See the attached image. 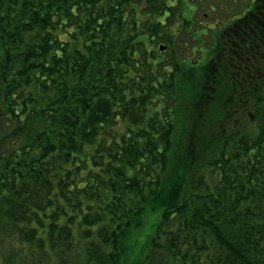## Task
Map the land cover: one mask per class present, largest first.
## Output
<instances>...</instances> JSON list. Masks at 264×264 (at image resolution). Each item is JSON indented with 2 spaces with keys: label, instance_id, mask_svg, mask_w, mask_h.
Segmentation results:
<instances>
[{
  "label": "trees",
  "instance_id": "obj_1",
  "mask_svg": "<svg viewBox=\"0 0 264 264\" xmlns=\"http://www.w3.org/2000/svg\"><path fill=\"white\" fill-rule=\"evenodd\" d=\"M226 1L0 0V264H126L159 192L131 264H264V0Z\"/></svg>",
  "mask_w": 264,
  "mask_h": 264
},
{
  "label": "rangeland",
  "instance_id": "obj_2",
  "mask_svg": "<svg viewBox=\"0 0 264 264\" xmlns=\"http://www.w3.org/2000/svg\"><path fill=\"white\" fill-rule=\"evenodd\" d=\"M226 0H224L225 2ZM227 2V1H226ZM246 2V0L244 1ZM211 3H215V0H211ZM228 3V4H227ZM225 6L230 8L228 10V13H224L222 10L223 7H220L222 9H214L212 7H209L203 3L202 7L195 13V23L190 27V32L194 31L196 34V38L200 37L201 35H204L206 28H212L214 27V24L221 25L222 21L227 18L230 19L233 17V13L235 11H240L243 6H238V7H233V4L230 2H227ZM229 5V6H228ZM233 8V9H232ZM224 14V15H223ZM220 19V22L217 21ZM217 22V23H216ZM206 34L208 37L206 41L209 44L210 39L209 37L211 36L212 32L207 31ZM194 36H190V43L192 44V41L194 42L193 38ZM162 45L165 46L164 43H161ZM197 51H199L200 54H205V51L207 50L206 45L198 43L196 46ZM187 54V52H185ZM179 168V167H178ZM180 170V168H179ZM179 170H174L173 172L169 173L167 175V178L165 180L166 184H169L171 186H174V183L178 182L177 179H179L182 176V172ZM173 188V187H172ZM177 191H172L171 196L174 198L176 196ZM170 193V192H169ZM167 192L161 193L154 198V201L142 212V215L140 216V227L136 230V235H132L131 241L127 244V247H132L130 252H133L130 256H127L129 259H126V264H131V261L133 262L136 259H139L143 256L145 253L146 247L148 245V240L149 237L151 236V232L154 228L155 222L160 214L161 208L164 205L165 201V196ZM134 246V247H133Z\"/></svg>",
  "mask_w": 264,
  "mask_h": 264
},
{
  "label": "water",
  "instance_id": "obj_3",
  "mask_svg": "<svg viewBox=\"0 0 264 264\" xmlns=\"http://www.w3.org/2000/svg\"><path fill=\"white\" fill-rule=\"evenodd\" d=\"M160 49L163 50V49H164V46L161 45V46H160Z\"/></svg>",
  "mask_w": 264,
  "mask_h": 264
}]
</instances>
